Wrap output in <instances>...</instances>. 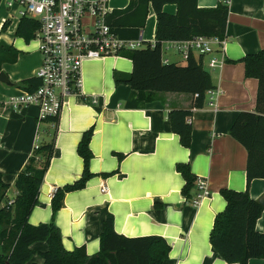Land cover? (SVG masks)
Masks as SVG:
<instances>
[{
	"label": "crops",
	"instance_id": "0c3cea01",
	"mask_svg": "<svg viewBox=\"0 0 264 264\" xmlns=\"http://www.w3.org/2000/svg\"><path fill=\"white\" fill-rule=\"evenodd\" d=\"M107 1L112 12L130 4V0ZM221 1L198 0V6L214 8ZM0 5L8 14L0 21L3 26L10 14L3 3ZM163 10L175 16L178 6L166 4ZM157 26V15L150 6L145 28H119L117 32L123 40L142 39L146 45H155ZM6 44L19 51L14 44ZM261 50L264 0H229L225 45L216 46L213 55L203 58L218 92L213 106L207 97L203 108L195 109V96L182 93H152L148 100H142L130 86L115 82L117 75L132 73L129 58L87 60L82 66V94L68 98L58 124L47 123L43 132L44 122L38 120L37 107L16 110L8 103L10 97L27 92L18 84L35 77L41 65L39 57L31 74L25 75L26 66L20 65L24 57L18 56L15 64H5L2 69L14 85L0 82V171L9 185L7 194L12 192L16 197V179L39 146L42 133L43 144L54 141V152L29 223H50L56 191L82 177L84 162L77 148L83 133L93 128L90 171L94 176L83 190L65 195L55 219L65 249L84 246L89 256L97 254L103 223L111 214L119 235L166 239L171 251L164 264H228L213 249L210 233L216 215L226 208L220 191L247 189L248 153L230 131L240 113L256 109L259 83L246 76L242 59ZM213 57L223 64L210 68ZM166 60L187 65L172 42L163 44V62ZM93 99L98 103L93 104ZM174 110L192 111L190 148L183 147L172 131L170 114ZM179 163L189 164L195 177L208 182L211 196L198 207H193L182 193L185 180L176 170ZM102 187L107 191L102 192ZM249 192L253 199L261 198L264 180H254ZM14 198L7 195L11 202ZM256 228L264 233V212ZM31 249L36 254L27 264H43L40 254L48 250L47 243L37 242ZM249 264H264V260L252 259Z\"/></svg>",
	"mask_w": 264,
	"mask_h": 264
},
{
	"label": "trees",
	"instance_id": "16d2710c",
	"mask_svg": "<svg viewBox=\"0 0 264 264\" xmlns=\"http://www.w3.org/2000/svg\"><path fill=\"white\" fill-rule=\"evenodd\" d=\"M1 1V0H0ZM166 4L178 6L175 16L164 12ZM152 6L157 15L156 43L154 47L123 52L121 56L133 63L130 75H117V85H128L140 99L148 100L152 93H182L195 96L193 108H203L206 93L215 90L211 74L205 68L203 56L191 55L186 66L165 64L163 44L187 41L199 36L225 40L229 17V3L221 1L214 8L203 9L198 0H130L124 10L113 11L107 22L119 28H145ZM6 21L1 33L8 30ZM38 24L30 19H22L16 36L29 43L33 39ZM19 51L0 40V73L5 64H15ZM245 74L258 80L259 88L254 112H242L234 122L230 135L242 144L248 153L247 189L237 192L229 189L220 191L226 201V208L216 215L210 233V243L228 264H249L252 259L264 260V233L256 224L264 212V207L250 196V186L254 180H264V50L246 55ZM27 92L40 86L35 77L18 84ZM198 96V97H197ZM191 110H174L170 114L172 131L180 137L185 148L191 147L193 128L189 121ZM46 123L58 124L59 118L48 119ZM94 129L83 133L78 145V155L83 159L82 177L71 185L60 188L52 200L50 223L33 226L29 218L38 204L40 188L50 167L54 152V141L39 145L33 151L26 167L19 173L14 200H7L9 185L0 171V264H27L36 254L31 246L45 242L48 250L41 253L43 264H164L169 259L171 246L163 237L148 236L128 238L115 231L114 217L108 214L100 236V250L89 256L84 246L68 251L63 245L62 234L55 223L57 213L67 193L83 190L94 176L90 171L93 153L90 149ZM122 159L123 155H119ZM185 185L182 193L191 201L196 193L197 177L189 164L179 163L176 167Z\"/></svg>",
	"mask_w": 264,
	"mask_h": 264
},
{
	"label": "built area",
	"instance_id": "2783aa9c",
	"mask_svg": "<svg viewBox=\"0 0 264 264\" xmlns=\"http://www.w3.org/2000/svg\"><path fill=\"white\" fill-rule=\"evenodd\" d=\"M229 3V0H224ZM10 14L6 21L30 19L38 24L31 42L41 56V65L35 73L40 86L33 92L12 96L8 103L16 110L37 107L38 120L60 118L66 101L80 96L83 86L82 66L87 60H100L121 56L123 52L146 49L139 41L123 40L117 28L107 22L112 13L107 0H1ZM180 52L182 61L188 62L191 55L210 56L215 47H223L225 40L199 36L187 41L172 42ZM169 64V61H164ZM223 64L211 58L209 67ZM217 90L206 93L209 105H214ZM198 97V96H197ZM93 104L98 100L93 99ZM38 147V146H37ZM36 147V148H37ZM102 187V192H106ZM211 196L206 179L197 178L196 193L189 201L193 207Z\"/></svg>",
	"mask_w": 264,
	"mask_h": 264
},
{
	"label": "rangeland",
	"instance_id": "374dc122",
	"mask_svg": "<svg viewBox=\"0 0 264 264\" xmlns=\"http://www.w3.org/2000/svg\"><path fill=\"white\" fill-rule=\"evenodd\" d=\"M7 12L5 11L3 5H0V21L6 17ZM18 28V21L15 20L12 22V24L9 26L8 31L2 33V40L8 44H14L15 47H17L20 51L19 53V58H23V63H21L20 65H25L26 69H25V75H30L31 74V69L34 67V65L37 63L40 53L36 50L35 45L33 42H25L23 39L19 38L16 36V30ZM2 29L1 23H0V31ZM119 35V32H117ZM22 48V49H21ZM164 56L165 53H164ZM121 57V56H118ZM115 58V57H114ZM41 59V58H40ZM208 61V58L207 60ZM43 126L41 127V132H43V128L44 126L47 125V123H42ZM44 137L42 135V133H40V137H39V141L37 142L38 145H42L44 143L43 141ZM9 196V199L14 198V193L9 192L7 194Z\"/></svg>",
	"mask_w": 264,
	"mask_h": 264
},
{
	"label": "water",
	"instance_id": "95a60500",
	"mask_svg": "<svg viewBox=\"0 0 264 264\" xmlns=\"http://www.w3.org/2000/svg\"><path fill=\"white\" fill-rule=\"evenodd\" d=\"M0 82L7 85V86H13L14 84L9 79L8 75L5 72L0 73ZM258 202L264 207V195L258 199Z\"/></svg>",
	"mask_w": 264,
	"mask_h": 264
}]
</instances>
